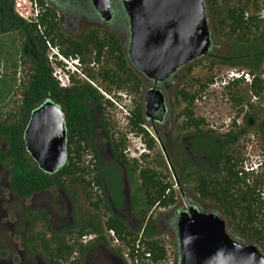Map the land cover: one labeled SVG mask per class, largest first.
Segmentation results:
<instances>
[{
	"label": "trees",
	"instance_id": "trees-1",
	"mask_svg": "<svg viewBox=\"0 0 264 264\" xmlns=\"http://www.w3.org/2000/svg\"><path fill=\"white\" fill-rule=\"evenodd\" d=\"M13 1L0 0V37L8 39L7 43L0 40V111L8 108L0 113V142L6 145V150L0 151V165L9 172L8 191L13 196L26 199L54 186L71 199L74 207L73 225L59 232L49 227L46 215L22 209L17 229L24 234L21 243L24 256H37L41 264H83L91 249L103 245L123 264H165L167 248L152 230L153 222L147 214L175 204L173 186L165 173L139 164L140 159L148 158L147 154L127 159L125 138L117 134L105 114L108 106H114L105 96L118 101L120 93L134 97L126 129L140 139L145 150L154 151L155 141L144 127L142 77L131 69L122 44L113 34L100 35L89 30L80 40H74L60 29L55 13L43 0H36L40 10L38 26L16 17ZM205 3L215 40H223L232 50L228 55L217 56L211 44L204 56L208 60L206 77H192L194 66L188 67L171 90V111L177 113V118H184L180 127L185 134L195 136L191 152L210 164V168L195 167L185 160L181 173L190 182L193 195L223 215L236 234L234 237L227 230L230 237L238 243L246 241L254 245L264 256V166L259 164L256 173L243 169L246 137L255 138L264 156V77H261L264 0H205ZM46 40L64 57H79L85 78L71 76L68 86H59L48 63ZM218 66L242 69L253 77L250 85L234 82L223 90L236 108L235 118L224 133L209 129L205 120L194 113L195 102L206 94L215 78L212 72ZM113 91L116 95L111 96ZM82 96L84 102H90L97 110L107 151L116 164L134 176L129 207L145 223L141 236L111 212L109 204L118 207L120 203L116 184L122 172L116 166L101 167L90 144L89 119ZM12 97L17 98L14 107L6 104ZM47 100L60 109L67 134V162L51 175L37 168L22 139L31 113ZM239 117L240 122L236 123ZM89 153L93 162L84 160ZM102 178L107 181L106 193ZM185 200L195 205L193 198ZM180 211L181 208H175L176 213L166 225L168 236H174L175 241L174 224ZM22 223L26 224L24 230L20 227ZM37 224L42 229L33 233ZM90 224L94 225L91 230ZM109 231L115 235L117 246H111ZM173 251L174 263L178 264L177 244Z\"/></svg>",
	"mask_w": 264,
	"mask_h": 264
},
{
	"label": "water",
	"instance_id": "water-1",
	"mask_svg": "<svg viewBox=\"0 0 264 264\" xmlns=\"http://www.w3.org/2000/svg\"><path fill=\"white\" fill-rule=\"evenodd\" d=\"M112 0H91L94 10L110 19ZM129 41L115 32L127 62L143 79L154 84L172 79L186 65L204 57L212 44L205 0H124ZM114 33V32H113ZM168 97L155 87L143 95L151 117ZM25 150L37 168L51 175L67 162V134L63 115L52 101H44L30 115L22 134ZM178 264H264L252 245H242L227 233L225 222L214 213L187 207L178 214Z\"/></svg>",
	"mask_w": 264,
	"mask_h": 264
},
{
	"label": "rangeland",
	"instance_id": "rangeland-1",
	"mask_svg": "<svg viewBox=\"0 0 264 264\" xmlns=\"http://www.w3.org/2000/svg\"><path fill=\"white\" fill-rule=\"evenodd\" d=\"M206 8V3H205ZM207 10V9H206ZM209 28L212 30L210 22L208 23ZM62 31L66 36L72 35V32L62 28ZM0 40L4 43H7V37H0ZM212 44L215 48L214 52L217 56L228 55L231 53L232 48L228 46L223 40H215L214 34L212 39ZM194 66L191 72L192 77L196 78H205L208 68V60L204 57L196 59L190 64L186 65L184 68H181L171 79V88L168 91L169 103L172 102L171 90L174 88L173 85L178 83L179 76L185 71L186 68ZM225 66H218L212 72L214 77L223 74L226 70H229ZM97 84V82H94ZM144 84V83H143ZM173 86V88H172ZM143 88V87H142ZM143 90V89H142ZM116 95L114 91L111 93V96ZM129 96V95H128ZM203 97V98H202ZM200 99L194 104V113L196 117L203 118L209 129L216 128L218 133H224L227 130V127L230 125L232 120L235 118L236 108L226 99L223 91L219 90L218 86H208L206 94H204ZM106 98V97H105ZM121 100L117 101L118 106H124L125 110L130 111L133 108L132 105V96H129L128 100L120 97ZM130 99V100H129ZM17 98L12 97L9 102L11 107H14V104ZM84 97H81L82 103L84 102ZM86 107V111L89 119V129H90V144L93 149L96 151L97 158L100 160L101 167L107 166H116L122 172V175L118 178L117 187L119 188L120 193V203L118 207H114L111 203L109 204L111 212L118 216L131 230L133 233L140 234L145 223L141 222L136 216L132 213L129 207V200L134 192V176L127 169L120 167L115 163L112 156L109 154L106 148V139L102 133L101 126L98 121V113L95 107L90 102L83 103ZM170 106V105H169ZM171 108V107H170ZM8 108H2L0 113H3ZM181 109V108H180ZM178 110V109H176ZM105 114L108 116L110 124H113L114 130L117 134H122L125 138L127 146V159L138 158L140 154H147L148 158L145 161L139 160V164L142 166L152 167L153 169L166 173L169 180H167L173 186L174 195H175V204L166 209H155L151 210L147 216L150 218L152 223V230L164 241V244L168 251V256L165 264H175L174 259V247L175 241L173 238L168 236L166 232V226H163L160 222L161 218L168 216L169 214H175V208H181V211H185L186 207L184 206L185 198H193L195 205L192 206L203 213H215L220 217L226 224V229L230 231V235L236 237L235 232L232 231L230 226H228L227 221L223 215L218 211V209L212 207L207 202H201L199 199L193 195L191 190L190 182H187L183 179V174L181 173L182 163L187 160L195 167L210 168V164L196 156L190 145L191 139L189 137H184L183 135H177V132L173 129L170 130L169 139L164 142L165 145V154L169 157L172 162L173 170L178 178V182L181 186V192L175 186L174 181L171 177V172L168 168L157 143H155V150L143 152L144 144L134 135L126 129V120L125 114L117 107L116 105L112 107H107L105 109ZM240 122V117L236 119V123ZM211 127V128H210ZM149 135L154 138V134L150 128ZM161 139H164L163 134L160 133ZM179 137V139L177 138ZM155 140V139H154ZM178 141V143H176ZM245 149H244V158L243 168L247 166H252L253 164L264 166V156L261 153L259 145L255 138L249 136L244 139ZM192 143V142H191ZM6 150V145L3 142H0V151ZM85 162L94 161L91 153L85 157ZM9 172L2 165H0V264H41L37 256L29 257L24 256V250L21 247L24 234L22 230L17 229L20 220V212L22 209H32L37 212H41L46 215L48 218V225L54 231H64L67 230L74 222V207L72 205L71 199L62 191L58 190L56 187H51L41 194L34 195L30 198L20 199L13 196L8 191V181H9ZM105 180V178H104ZM103 182V181H102ZM104 183V182H103ZM105 183L107 181L105 180ZM106 193V189H105ZM184 196H181V194ZM185 197V198H184ZM107 200H111L107 196ZM84 207L89 212L93 213L90 208L84 204ZM93 224H90V230L93 228ZM21 229H25L26 224L22 223L20 225ZM40 224H37L33 228V233L39 232L41 230ZM107 237L110 238V235L107 232ZM111 239V238H110ZM242 245H248V242H239ZM111 246H117L111 241ZM83 264H123L122 260L108 251L103 245H99L96 248L91 249L84 257ZM129 264V262H128Z\"/></svg>",
	"mask_w": 264,
	"mask_h": 264
},
{
	"label": "flooded vegetation",
	"instance_id": "flooded-vegetation-1",
	"mask_svg": "<svg viewBox=\"0 0 264 264\" xmlns=\"http://www.w3.org/2000/svg\"><path fill=\"white\" fill-rule=\"evenodd\" d=\"M43 1L55 13L60 29L62 30L63 28L65 30H69L72 32V35H69L72 39L80 40L84 36L86 31H89V30H96L98 31L100 35H104L105 33H110L116 37L117 35H115V32L118 31L123 34L122 40H123L124 46L128 44L129 24H128L127 16L122 8V1L124 0H112L111 9H110L111 16L109 20H106L107 15H101L94 10V8L92 7L91 0H43ZM117 38L119 40V37ZM119 42L121 43L120 40ZM122 48H123V45H122ZM132 70L134 71V69ZM143 81H144V84L142 88L143 90H142L141 104H142L143 115H144V118H143L144 127L148 132H149L148 128L152 130L154 134V138L152 136L151 137L155 139L154 140L155 143L158 144L159 149L166 163L168 164V168L171 172V177L174 181V184L178 188V190L181 192V186L178 182V178L172 167L173 164L171 160L169 159V157L165 154L164 142L167 141V139H169L171 129L176 131L177 135H183V138L189 137L192 142V143L190 142L191 146L195 142V136L191 134H185L184 130L181 129L180 127L181 124L183 123L184 118L183 117L181 119L177 118L176 117L177 113H173L171 111V108L169 106L170 105L169 103L170 95L167 94L169 89L171 88V83H170L171 78L166 80L165 82L156 83V84H154L152 81L145 80V79H143ZM153 87H155V89L160 90L164 98L168 97V101H164L163 108H159L156 112L152 114L151 117H147L145 114V110H144L143 95L148 89L153 88ZM160 133L163 134L165 140L161 139ZM177 138L179 139V137ZM176 143H178V141ZM117 165H119L120 167H123L119 163ZM165 175L167 176V180H169L168 175L166 173ZM102 181L104 182L103 189L105 190L106 183H105L104 178H102ZM180 194L181 196H184V194L182 193ZM184 206L186 208L193 207L191 204L187 203L186 200H184ZM177 216L175 218V223H176ZM172 217H173V214H169L168 216L161 218L160 219L161 224L163 226H166L168 221ZM166 232H169L168 229H166ZM172 238L174 240V236H172Z\"/></svg>",
	"mask_w": 264,
	"mask_h": 264
},
{
	"label": "built area",
	"instance_id": "built-area-1",
	"mask_svg": "<svg viewBox=\"0 0 264 264\" xmlns=\"http://www.w3.org/2000/svg\"><path fill=\"white\" fill-rule=\"evenodd\" d=\"M14 15L26 23H33L38 26L40 10L37 5L36 0H14L12 7ZM47 47V59L48 63L52 67V76L58 82L59 86L66 87L70 83V77L74 76L77 78L84 79L82 73V65L80 63L79 57H64L60 54L59 49L56 46H52L49 41L46 40ZM261 77H264V73ZM252 76L242 69H229L226 70L223 74L216 76L213 80V83L210 84L212 88L218 86L219 90L223 91L230 83L238 82L242 85H250L252 81ZM123 99L128 100L129 96L126 94H120ZM106 99L113 104L119 107V109L125 114V117L129 116V111L125 110L124 106H118V102L114 98L105 96ZM203 98V97H202ZM130 100V99H129ZM126 120V118H125ZM140 140V139H139ZM143 152H146L145 147ZM245 172H257L258 165L253 164L252 166H247L243 168ZM142 231L139 236H141ZM108 234L112 242L115 245H118V241L115 238L113 232L109 231ZM145 257H148V254H144ZM126 259V255H124ZM130 264V263H129ZM136 264V263H135Z\"/></svg>",
	"mask_w": 264,
	"mask_h": 264
}]
</instances>
